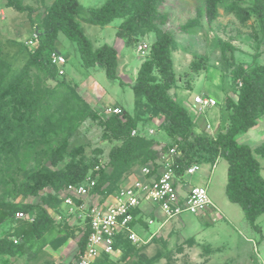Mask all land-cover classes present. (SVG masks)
Returning a JSON list of instances; mask_svg holds the SVG:
<instances>
[{
  "label": "trees",
  "instance_id": "obj_1",
  "mask_svg": "<svg viewBox=\"0 0 264 264\" xmlns=\"http://www.w3.org/2000/svg\"><path fill=\"white\" fill-rule=\"evenodd\" d=\"M4 1L5 7L27 12L32 33H37V44L28 49L25 42L27 59L22 67L14 68L0 38V220L12 218L17 211L25 213L19 224L1 231L0 256H15L22 251V244L14 242L15 236L32 246L33 239L43 240L53 231V213L61 212L63 190L69 184L81 183L91 175L96 178V185L90 193L105 201L137 170L147 164L156 167L160 152L176 145L183 151L176 158L178 175L193 163L214 165L219 158H225L227 197L241 206L254 229H260L264 178L258 156L264 158V143L251 147L240 143L237 136L256 126L264 115V0H203L204 6H198L196 16L180 25L181 32L193 34L203 16L211 24L221 16V10L234 15L242 25L255 21V37H259L263 50L254 54V63L238 61V47L232 41L218 39L222 68L231 78L235 96L226 91L223 104L227 118L215 134L196 132V118L170 93L176 85L173 54L179 42L165 28L169 22V13L164 10L167 0H105L100 6L88 8L78 0H53L37 16L35 8L24 0ZM80 19L99 26L121 19L117 36L134 47L150 32L155 34L132 84L133 114L124 110L121 114L102 116L77 85L66 81L65 70L60 74L59 66L51 63V52L59 50L56 41L62 32L76 43L86 67L100 66L108 78H118L117 49L108 43L95 47ZM262 56L263 60L258 62ZM192 67L199 70L200 63L192 62ZM144 117H162L160 126L171 143L160 149L159 140L139 132ZM87 120L97 121L103 128V139L115 142L107 166L101 165L102 148L93 149L90 155L86 144L71 146V138ZM97 165H101L99 170L95 169ZM46 189L51 191L42 194ZM27 197H39L40 201L18 200ZM134 215L133 225L137 221L148 225L139 209H135ZM70 217L62 220L58 229L61 236L52 240L51 245L57 249L76 231L80 232L74 259L47 264H78L85 250L89 225H71ZM27 224L29 229H25ZM155 239L154 236L150 241ZM148 243H133L121 233L114 244L116 258L113 253L103 254L96 264H155L163 254L147 255L143 249Z\"/></svg>",
  "mask_w": 264,
  "mask_h": 264
},
{
  "label": "rangeland",
  "instance_id": "obj_2",
  "mask_svg": "<svg viewBox=\"0 0 264 264\" xmlns=\"http://www.w3.org/2000/svg\"><path fill=\"white\" fill-rule=\"evenodd\" d=\"M53 0H24L35 8L34 16L41 13ZM85 8L102 5L105 0H78ZM5 1L0 0V38L4 42L6 56L12 61L14 68H20L27 59V49L23 48L25 42L32 38L31 20L27 12H19L14 8L5 7ZM198 6L203 7V0H167L164 10L169 13V22L165 26L177 38L179 45L173 54L176 85L170 90L176 99L196 118V132L215 134L218 124L224 125L227 111L223 99L227 90L235 96V90L231 86V78L222 68L221 50L218 47V39L232 41L238 47L235 52L236 59L245 63H254L253 56L263 50L259 37H255L254 19L247 25H242L232 14H225L221 10V16L209 23L205 16L201 18V24L196 27L193 34L180 31V25L194 18ZM85 34L91 39L95 47L104 43L113 45L119 54L120 62L118 78L110 79L105 70L100 66L86 67L83 64L81 54L74 41L60 32L56 41V47L67 55V63L64 66L66 81L77 85L80 93L96 108L102 116L106 107L118 106L122 112L134 113L135 96L132 84L137 77L138 69L146 58L139 51V45L151 43L155 40V34L150 32L137 46L127 45L117 36V28L121 19H116L106 26H99L81 20ZM36 42L28 47L33 49ZM263 60V56L257 60ZM192 62H199L200 69L195 70ZM53 85L54 81H50ZM190 84V87L187 85ZM210 95L217 100V104L201 111L195 102V96ZM145 116V115H144ZM162 117L141 118L138 131L161 142L163 145L171 143L167 133L160 126ZM211 125L212 128H208ZM222 129V128H221ZM150 130L154 132L151 133ZM103 128L94 120H87L82 124L77 133L71 138V146L86 144L87 153L93 154V149L102 148V166H107L109 151L115 142H110L102 137ZM240 143L255 147L264 143V117L259 119L252 129L240 133L237 136ZM262 163L261 175L264 178V158L258 156ZM211 164L201 165V169L192 175H187L191 185L207 187L209 196L216 205L217 211L226 217L214 222L217 216L210 217L206 213L193 214L186 212L177 219L169 220L162 232H156L155 240L144 246V251L149 256L163 254L155 264H264V215L261 216L260 229H254L247 223L244 230L243 222H248L243 209L237 203L230 201L226 194L228 162L225 158H219L216 166ZM46 189L42 194L50 192ZM21 202H38L39 197L19 198ZM60 213H53L56 223L52 232H48L45 239H33L32 246L29 242L15 236L22 244V251L15 256L1 255L0 264H47L49 261H70L74 259L77 251V242L80 232L76 231L59 248H53L51 241L61 236L58 229L62 220L68 216L66 207L62 204ZM61 215V219L58 216ZM209 215V219H208ZM214 222L206 229L211 236L198 239L196 233L205 229L204 220ZM22 219L16 215L8 220H0V233L3 229L16 225ZM30 222V221H29ZM71 225L83 224L79 214L70 217ZM160 222L156 219L149 229L138 226L136 231L144 238L155 233ZM29 229V225H25ZM247 229V230H246ZM159 234V235H158ZM160 236V237H159ZM159 237V238H158ZM254 237V239H246ZM263 240L260 242V240ZM259 239V240H258ZM40 250V251H39ZM116 258L115 253L112 254ZM38 257V260L35 258Z\"/></svg>",
  "mask_w": 264,
  "mask_h": 264
},
{
  "label": "built area",
  "instance_id": "obj_3",
  "mask_svg": "<svg viewBox=\"0 0 264 264\" xmlns=\"http://www.w3.org/2000/svg\"><path fill=\"white\" fill-rule=\"evenodd\" d=\"M36 38L37 33H34L26 44L31 46L36 42ZM138 48L144 55L150 50L147 43L140 44ZM50 59L52 64L59 66L60 74H63V66L67 63L66 55L60 50H54ZM194 100L201 111L217 104V100L210 95H197ZM104 113L121 114L122 110L118 106H109L105 108ZM150 132L154 131L150 130ZM182 155L183 151L177 145L162 150L156 161V167L154 164L143 166L140 169L142 177H138L130 184L122 185L118 192L102 202L99 197L90 193L96 185V178L91 175L81 183L69 184L63 190V205L66 207L67 215L79 214L83 223L87 222L89 225L87 244L77 260L78 264H96L103 254L113 253L115 241L121 233L133 243H148L156 232L144 238L137 233L136 224L133 225L136 220L134 211L140 209L145 200H149L163 213L164 220L160 222L161 227L165 222L177 219L186 212L199 214L215 207L204 185H193L186 193L181 191L180 180L201 169V164L193 163L183 174L178 175L176 169L179 164L176 158ZM101 165H97L95 169L99 170ZM16 217L25 218V213L17 211ZM58 218L61 219V215ZM155 221V218H149L147 224L150 226ZM14 242L17 243L18 239L15 238Z\"/></svg>",
  "mask_w": 264,
  "mask_h": 264
},
{
  "label": "crops",
  "instance_id": "obj_4",
  "mask_svg": "<svg viewBox=\"0 0 264 264\" xmlns=\"http://www.w3.org/2000/svg\"><path fill=\"white\" fill-rule=\"evenodd\" d=\"M119 62H120V57H119ZM119 68V67H118ZM171 93V92H170ZM173 95V94H172ZM174 97H175V95H173ZM176 98V97H175ZM117 105V104H116ZM115 105V106H116ZM107 108V107H106ZM189 110V109H188ZM190 111V110H189ZM191 113V112H190ZM262 117H264V115L262 116ZM262 117H260L259 119H261ZM259 121V120H258ZM223 126L221 125V124H218V128H217V130L219 131V130H221V128H222ZM212 128V126L210 125V129ZM217 131V132H218ZM238 139V138H237ZM239 141V140H238ZM161 143V142H160ZM158 147L160 148V145H158ZM218 161V160H217ZM217 161H216V163L214 164L215 166H216V164H217ZM214 166V167H215ZM228 169V168H227ZM138 177H142V173H141V170L139 169V170H137L136 171V173L134 174V175H132V176H130L129 178H127L125 181H124V183H123V185H127V184H130V183H132L135 179H137ZM190 181L191 180H189V178H187V176H185L183 179H181L180 180V188H181V191L183 192V193H186L188 190H189V188L191 187V186H193V185H191L190 184ZM200 182V184L199 185H201V183H202V179L199 181ZM195 185H197V184H195ZM213 201V200H212ZM214 203V202H213ZM214 205H215V203H214ZM140 210V213H141V216H142V220H144L146 223H147V220L149 219V218H155V219H157V220H159V222H161V221H163L164 220V216H163V213L161 212V210L157 207V206H154L149 200H145L144 202H143V204H142V206H141V208L139 209ZM206 213H209V215H210V217L212 216V217H218V218H215V221L214 222H218V221H221V219H226V217L225 216H223V215H221L218 211H217V209H216V205H215V207H211L210 209H208V210H206L205 212H202L201 213V215H202V217H204L205 216V214ZM209 215H208V219H209ZM211 217V218H212ZM261 218V217H260ZM260 218L258 219V223H259V221H260ZM205 219V218H204ZM207 219V218H206ZM204 220V222H205V225L206 226H208V225H211V224H213L214 222H209V220ZM168 222L169 221H167V222H165V224L161 227V226H159V228H157V230L155 231V232H162L164 229H165V227L168 225ZM248 224V222H243V227H244V230H245V228H246V225ZM249 225V224H248ZM138 226H142V227H144V228H146V229H149L150 228V226L149 225H146V224H142L141 222H139V221H137V223H136V226H135V229L138 227ZM250 226V225H249ZM209 227H211V226H208V227H206L205 229H203V230H200V231H198L197 233H196V236H197V238L200 240H202V238H204V237H208L209 235L211 236V233L210 234H207V230L206 229H208ZM250 227H252V226H250ZM259 227H260V225H259ZM247 230V229H246ZM159 235V234H158ZM160 237V236H159ZM254 239V237H246V239ZM259 240V239H258ZM263 240V238L260 240V242Z\"/></svg>",
  "mask_w": 264,
  "mask_h": 264
}]
</instances>
